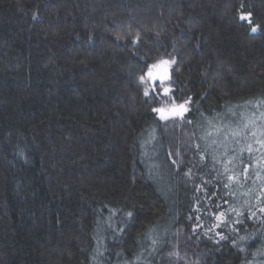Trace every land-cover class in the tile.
I'll return each mask as SVG.
<instances>
[{"label": "trees", "instance_id": "16d2710c", "mask_svg": "<svg viewBox=\"0 0 264 264\" xmlns=\"http://www.w3.org/2000/svg\"><path fill=\"white\" fill-rule=\"evenodd\" d=\"M262 210L264 0H0V264H264Z\"/></svg>", "mask_w": 264, "mask_h": 264}, {"label": "rangeland", "instance_id": "374dc122", "mask_svg": "<svg viewBox=\"0 0 264 264\" xmlns=\"http://www.w3.org/2000/svg\"><path fill=\"white\" fill-rule=\"evenodd\" d=\"M170 76H171V69H170ZM143 83H144L145 89L153 85L148 76L145 77V79L143 80ZM165 86L169 87L173 91V88L171 85V79L165 82ZM172 91L169 94L165 95L163 94L161 90L162 95L165 98L163 100L164 102H162V104L157 108L169 109L174 104L183 103L177 100L174 101V99L172 98L173 96ZM162 121L164 123V132H165L167 141L173 151V154L177 155L178 157H182L181 156L182 148H183V144L185 143L183 142V139L187 137V135L189 136L190 134L189 126L186 121V114L183 118L177 116V117H170L169 119L162 120ZM254 129H256V137L258 139V135L260 133L259 128L257 127ZM168 263L169 264H192V261L188 255H185L182 252L181 253L176 252L170 255Z\"/></svg>", "mask_w": 264, "mask_h": 264}, {"label": "snow or ice", "instance_id": "6c2138e0", "mask_svg": "<svg viewBox=\"0 0 264 264\" xmlns=\"http://www.w3.org/2000/svg\"><path fill=\"white\" fill-rule=\"evenodd\" d=\"M243 7V6H242ZM251 13H243L241 12L240 19L245 20L248 23L251 24ZM253 32L256 31V27H252L251 29ZM131 35V34H129ZM117 39H122L121 37H118ZM132 45H138L141 42V37L139 34H137L135 37H132L129 41ZM173 64H177V61L170 60V59H161L158 62L152 64L149 67V70L147 72V76L152 80L153 82V91H160L162 90L163 94L167 95L172 90L165 86V82L171 79L170 76V69ZM178 66V64H177ZM143 79V77L141 78ZM144 95L147 97L150 95L149 91L145 89ZM190 101H185L180 104H174L169 109L164 108H153L152 111L158 113L159 118L161 120H167L170 117H181L183 118L186 113H188L189 108L188 104ZM264 211V210H262ZM131 215V213H129Z\"/></svg>", "mask_w": 264, "mask_h": 264}, {"label": "water", "instance_id": "95a60500", "mask_svg": "<svg viewBox=\"0 0 264 264\" xmlns=\"http://www.w3.org/2000/svg\"><path fill=\"white\" fill-rule=\"evenodd\" d=\"M151 80V79H150ZM152 81V80H151Z\"/></svg>", "mask_w": 264, "mask_h": 264}]
</instances>
